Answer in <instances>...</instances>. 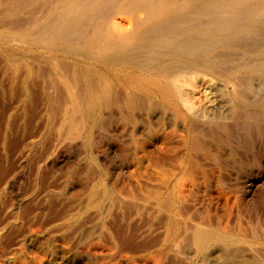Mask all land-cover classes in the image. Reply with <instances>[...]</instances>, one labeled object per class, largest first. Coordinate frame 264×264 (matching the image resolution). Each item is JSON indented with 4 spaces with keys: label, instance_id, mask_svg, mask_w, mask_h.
I'll use <instances>...</instances> for the list:
<instances>
[{
    "label": "bare ground",
    "instance_id": "bare-ground-1",
    "mask_svg": "<svg viewBox=\"0 0 264 264\" xmlns=\"http://www.w3.org/2000/svg\"><path fill=\"white\" fill-rule=\"evenodd\" d=\"M0 130L33 252L95 221L98 264H264V0H0Z\"/></svg>",
    "mask_w": 264,
    "mask_h": 264
},
{
    "label": "rangeland",
    "instance_id": "rangeland-1",
    "mask_svg": "<svg viewBox=\"0 0 264 264\" xmlns=\"http://www.w3.org/2000/svg\"><path fill=\"white\" fill-rule=\"evenodd\" d=\"M39 127L43 132V128L45 125L44 120L39 115ZM1 133V130H0ZM42 134V133H41ZM10 145L9 150L12 157H17L20 146H19V135L16 131H13L11 137L9 138ZM18 141V143H17ZM39 148L37 151L39 153L38 161H41L46 156L48 150L53 152L55 149H68L72 146V143L69 141H65L62 136H60L56 129L50 128L49 134L45 133L44 137H39L37 139ZM77 145V149L75 152H68V157L65 159L64 168L62 170L54 169V170H46L45 178H52V183L54 185V190L57 191L58 195H62L60 198L66 204H74V200H72V191L69 194L66 193V187L72 185V183H81L80 174H82L83 170L86 168L88 156L84 149V147L79 143ZM9 154V155H10ZM7 153L3 151L2 145L0 144V264H64L63 259H66V264H98L99 257L97 252L95 251V243L93 242L96 230L95 221L92 223L93 228L90 230L87 229L86 232L82 234H76L75 236H71V238L65 239V242L62 243L64 248L55 247L57 250L55 252H33L31 246V242L28 239V233H23L19 230L17 226V221L13 214H9L10 209L12 208L14 203H17L18 196V186L19 183L16 184L15 189H11V191H4L5 188V180L3 175H5L6 168L10 167L6 163ZM13 168L17 166V160L12 161ZM17 170V169H16ZM10 171V170H9ZM54 179V180H53ZM46 187V185H43ZM20 187V186H19ZM45 189L41 186L39 190V197L41 198L40 203H44V195ZM57 196V194H54ZM58 200L53 198L50 201V204L57 203ZM66 220L61 219L56 223H52V227L55 229H61L62 227H66ZM39 228V226H38ZM35 229V228H34ZM53 229V231H54ZM57 236V234L54 232ZM92 236V241L89 236ZM52 238L48 242H43L44 244L52 245L61 244L58 239ZM89 245V252H82L83 247H87ZM52 259V263L48 262V259Z\"/></svg>",
    "mask_w": 264,
    "mask_h": 264
}]
</instances>
